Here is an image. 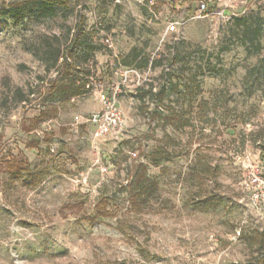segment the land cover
<instances>
[{
    "label": "rangeland",
    "instance_id": "374dc122",
    "mask_svg": "<svg viewBox=\"0 0 264 264\" xmlns=\"http://www.w3.org/2000/svg\"><path fill=\"white\" fill-rule=\"evenodd\" d=\"M198 1L72 0L41 19L0 17V264L264 256V207L247 185L264 180V0H211L200 18ZM48 43L71 61L47 67ZM101 93L124 123L98 137L88 119ZM147 181L156 196L134 203Z\"/></svg>",
    "mask_w": 264,
    "mask_h": 264
},
{
    "label": "trees",
    "instance_id": "16d2710c",
    "mask_svg": "<svg viewBox=\"0 0 264 264\" xmlns=\"http://www.w3.org/2000/svg\"><path fill=\"white\" fill-rule=\"evenodd\" d=\"M72 0H25L21 2H15L11 4H0V17L10 16L16 21L22 20L29 16H35L38 19L42 17L51 16L55 13L56 8H67ZM215 6H211L210 11H212ZM58 39V38H57ZM44 52V53H43ZM40 56V60L46 64L49 68L58 69L64 64H68L71 61V57L68 54H64L60 47L53 48L52 43H48L47 47L44 49ZM264 65V57L260 60L259 64L253 68V72L260 70L261 66ZM202 171L205 174H209L214 178L216 176V170L212 167L211 163L208 161L202 162ZM8 167L10 169H17V163L11 160L8 162ZM158 186L154 181H147L138 191L134 194L133 199L135 202L143 201L146 203L152 196H156ZM105 206L104 204L98 208V213L105 216ZM254 245L260 250L264 249V234L256 233L253 237ZM254 264H264V256H261Z\"/></svg>",
    "mask_w": 264,
    "mask_h": 264
},
{
    "label": "built area",
    "instance_id": "2783aa9c",
    "mask_svg": "<svg viewBox=\"0 0 264 264\" xmlns=\"http://www.w3.org/2000/svg\"><path fill=\"white\" fill-rule=\"evenodd\" d=\"M212 5L211 0H200L196 6L195 16L200 18L210 12ZM235 14V12H233ZM177 28V22H172L169 31H174ZM107 43L111 44L110 39H106ZM100 102L102 109L94 113L88 122L95 128V134L98 137L112 135L120 129L124 123V117L120 109L116 95L108 96L105 93L100 94ZM259 171L254 173L249 178L247 185L254 189L252 193L253 205L259 209L264 207V180L259 176Z\"/></svg>",
    "mask_w": 264,
    "mask_h": 264
}]
</instances>
